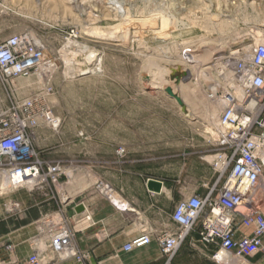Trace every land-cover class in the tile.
Wrapping results in <instances>:
<instances>
[{"label": "rangeland", "instance_id": "374dc122", "mask_svg": "<svg viewBox=\"0 0 264 264\" xmlns=\"http://www.w3.org/2000/svg\"><path fill=\"white\" fill-rule=\"evenodd\" d=\"M114 1L0 0V42L30 33L52 65L44 75L0 77V108L42 98L60 121L33 130L32 147L47 163L89 166L109 186L134 166L185 195L196 185L185 171L192 163L217 177L218 112L202 85L213 80L207 66L264 41V0ZM196 54L203 57L197 65L188 58ZM179 64L190 75L174 84L167 68ZM166 86L180 94L187 115ZM13 191L1 186L0 208Z\"/></svg>", "mask_w": 264, "mask_h": 264}, {"label": "built area", "instance_id": "2783aa9c", "mask_svg": "<svg viewBox=\"0 0 264 264\" xmlns=\"http://www.w3.org/2000/svg\"><path fill=\"white\" fill-rule=\"evenodd\" d=\"M51 67L43 47L30 33L0 42V77L5 81L44 75ZM210 68L213 80H202V85L218 112L214 142L219 151L212 162L217 177L203 196L177 203L171 215L175 230H163L153 237L143 233L124 246L126 252L154 240L169 263L194 230L202 244L213 248L212 259L217 264H227L228 258L243 264L264 252V41L249 52L232 51ZM59 123L41 97L0 108V188L2 182L14 190L30 191L58 183L64 168L43 161L32 140L39 124L56 129ZM116 153L123 156L124 150ZM97 188L115 199L111 186L98 183ZM48 233L52 252L69 251L71 234L65 225ZM26 264L43 262L33 253Z\"/></svg>", "mask_w": 264, "mask_h": 264}, {"label": "crops", "instance_id": "0c3cea01", "mask_svg": "<svg viewBox=\"0 0 264 264\" xmlns=\"http://www.w3.org/2000/svg\"><path fill=\"white\" fill-rule=\"evenodd\" d=\"M185 171L196 184L185 195L175 184L144 177L134 166L125 171L122 184L111 183L116 192L114 200L97 188L99 173L89 166L66 167L58 183L11 192L4 197L5 207L0 208V264H26L33 253L43 264H216L213 248L200 242L196 230L169 263L154 240L139 249L123 250L143 233L153 237L163 230H175L171 215L183 195L203 196L216 178L202 164L192 163ZM148 179L162 182L159 194L147 190ZM77 205L84 207L80 214L75 212ZM59 224L71 234L70 249L63 254L49 248L48 231ZM247 262L264 264V252Z\"/></svg>", "mask_w": 264, "mask_h": 264}, {"label": "water", "instance_id": "95a60500", "mask_svg": "<svg viewBox=\"0 0 264 264\" xmlns=\"http://www.w3.org/2000/svg\"><path fill=\"white\" fill-rule=\"evenodd\" d=\"M167 69L169 71L168 80L170 82H173L174 84H177L179 80H182L186 78L187 76V71L184 70L182 66L180 65L171 66V67H168ZM163 92L166 94V96H168L169 98L175 101L177 106L180 108V111L182 114L187 115L188 113L187 107L184 104V101L182 100V98L180 97V94L176 92L174 87L166 86L163 89ZM162 187H163L162 182H159L153 179H148L146 182L147 190L153 194H159L162 191ZM83 211H84V207L82 205L76 206L75 212L77 214H80Z\"/></svg>", "mask_w": 264, "mask_h": 264}, {"label": "bare ground", "instance_id": "6f19581e", "mask_svg": "<svg viewBox=\"0 0 264 264\" xmlns=\"http://www.w3.org/2000/svg\"><path fill=\"white\" fill-rule=\"evenodd\" d=\"M115 1H116V0H115ZM115 1H114V2H115ZM116 2H117V1H116ZM119 2H120V1H119ZM111 4H112V2H111ZM112 5H115V6H116L117 4H114V3H113ZM118 5H120V4H118ZM116 7H117V6H116ZM117 9H118V8H117ZM117 9H116V10H117ZM121 9H122V8H121ZM214 53H216V51H215ZM200 56H201V54H196L194 57L188 56V58H189V61H190V62H193L194 64L197 65V64H199V63H198V57H200ZM212 57H213V56H212ZM212 57H211V58H212ZM215 57H216V56H215ZM215 57H214V59H213L214 61H215ZM200 58H201V57H200ZM204 58H205V57H204ZM201 59H203V57H202ZM205 59H206V58H205ZM203 61H204V60H203ZM203 61H202V62H203ZM209 62H210V61H209ZM205 63H206V62H205ZM215 63H216V62H215ZM202 64H203V63H202ZM179 65H180V64H179ZM200 65H201V64H200ZM180 66H182V65H180ZM194 66H195V65H194ZM198 67H199V66H198ZM207 67L210 68V66H207ZM196 68H197V67H196ZM211 68H212V67H211ZM211 68H210V69H211ZM186 71H187V70H186ZM189 75H190V72H187V76H186V77H188ZM230 184L233 185V184H234V181L231 180V181H230ZM3 186H4V188H7V189L9 188V186L7 185L6 182H5V183L2 182V187H3ZM243 187H244L243 189H245V188H246V184H244ZM227 264H239V263H237L235 260H232V259L228 258V259H227Z\"/></svg>", "mask_w": 264, "mask_h": 264}]
</instances>
